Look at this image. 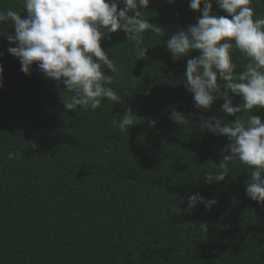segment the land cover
Segmentation results:
<instances>
[{
    "label": "trees",
    "instance_id": "obj_1",
    "mask_svg": "<svg viewBox=\"0 0 264 264\" xmlns=\"http://www.w3.org/2000/svg\"><path fill=\"white\" fill-rule=\"evenodd\" d=\"M250 6L254 19L264 17V0ZM7 8L27 15L22 0H0V10ZM199 15L189 0H152L145 18L162 29L145 34L150 59H138L121 31L102 41L121 69L111 87L124 103L103 100L95 110H66L62 100L71 93L35 65L22 73L0 36V264H264V206L244 190L251 169L236 161L221 167L227 138L199 128L201 116L225 115L223 100L209 111L195 109L182 83L186 58L173 60L163 45ZM12 27L0 31L14 35ZM231 54L241 71L247 61L238 50ZM126 107L136 125L121 132L113 119ZM173 109L190 121H172ZM257 111L249 114L264 122V109ZM9 152L19 155L9 160ZM208 171L227 175L206 185ZM194 192L217 203L211 211L201 204L190 215H171L170 206L186 207Z\"/></svg>",
    "mask_w": 264,
    "mask_h": 264
},
{
    "label": "clouds",
    "instance_id": "obj_2",
    "mask_svg": "<svg viewBox=\"0 0 264 264\" xmlns=\"http://www.w3.org/2000/svg\"><path fill=\"white\" fill-rule=\"evenodd\" d=\"M152 0H22L23 13L11 8L0 10V26L12 24L15 34L0 31L9 43L7 52L18 59L20 71L30 75L35 65L46 79H52L71 93L63 99L66 110L77 106L95 110L103 100L124 103V98L111 85L122 79L121 69L109 58L101 42L121 31L133 43L138 59H150L144 46L145 34L161 33L162 27L145 18ZM169 4L175 0H167ZM227 15H215L213 5ZM252 0H189V8L199 12L197 22L175 31L164 41L173 60L186 58L183 87L191 94L193 107L212 110L223 100V117H200L202 132L224 136L228 143L221 149V167L236 161L247 166L245 195L264 206V122L252 113L264 109V17L256 16ZM203 5V7H201ZM15 45V46H12ZM238 50L247 61L237 71L232 52ZM199 55L193 57L192 54ZM3 53H0L2 56ZM104 69L110 70L106 75ZM3 65L0 64V89L3 88ZM222 82V83H221ZM151 94L150 89L142 93ZM239 97L235 105L233 97ZM257 111V112H258ZM238 114H244L243 116ZM192 116L195 113L191 114ZM113 123L121 132L136 125L131 107L114 116ZM225 117H234L227 122ZM170 119L179 125L190 121L173 109ZM155 127L157 121H147ZM19 154L9 152L11 160ZM227 174L213 171L202 176L206 185L224 181ZM201 178V177H200ZM217 203L200 192L187 197V206H170L171 215H190L198 205L211 211Z\"/></svg>",
    "mask_w": 264,
    "mask_h": 264
}]
</instances>
